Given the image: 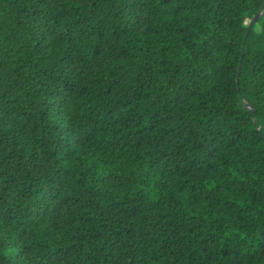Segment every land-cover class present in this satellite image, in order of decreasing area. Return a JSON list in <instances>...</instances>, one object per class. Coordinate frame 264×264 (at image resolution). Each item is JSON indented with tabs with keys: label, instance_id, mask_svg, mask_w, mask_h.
<instances>
[{
	"label": "trees",
	"instance_id": "trees-1",
	"mask_svg": "<svg viewBox=\"0 0 264 264\" xmlns=\"http://www.w3.org/2000/svg\"><path fill=\"white\" fill-rule=\"evenodd\" d=\"M0 264H264V0H0Z\"/></svg>",
	"mask_w": 264,
	"mask_h": 264
},
{
	"label": "water",
	"instance_id": "water-1",
	"mask_svg": "<svg viewBox=\"0 0 264 264\" xmlns=\"http://www.w3.org/2000/svg\"><path fill=\"white\" fill-rule=\"evenodd\" d=\"M262 15H263V11L258 12V13L254 16V18L249 22L248 27H247V32H246V34H245V39L247 38L248 33L250 32L252 26L257 22V20H258ZM245 39H244V41H243V48H244V46H245ZM239 70H240V66H239Z\"/></svg>",
	"mask_w": 264,
	"mask_h": 264
}]
</instances>
